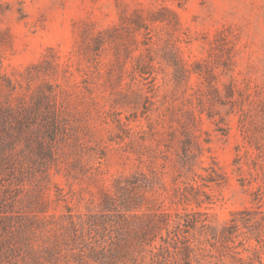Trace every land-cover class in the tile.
Returning a JSON list of instances; mask_svg holds the SVG:
<instances>
[{
  "label": "rangeland",
  "instance_id": "rangeland-1",
  "mask_svg": "<svg viewBox=\"0 0 264 264\" xmlns=\"http://www.w3.org/2000/svg\"><path fill=\"white\" fill-rule=\"evenodd\" d=\"M0 264H264V0H0Z\"/></svg>",
  "mask_w": 264,
  "mask_h": 264
}]
</instances>
